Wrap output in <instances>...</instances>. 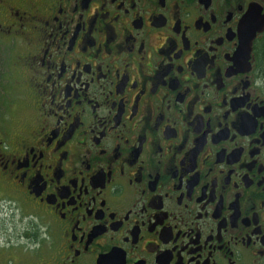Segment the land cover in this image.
<instances>
[{
	"label": "flooded vegetation",
	"instance_id": "af4514ba",
	"mask_svg": "<svg viewBox=\"0 0 264 264\" xmlns=\"http://www.w3.org/2000/svg\"><path fill=\"white\" fill-rule=\"evenodd\" d=\"M0 264H264V0H0Z\"/></svg>",
	"mask_w": 264,
	"mask_h": 264
}]
</instances>
